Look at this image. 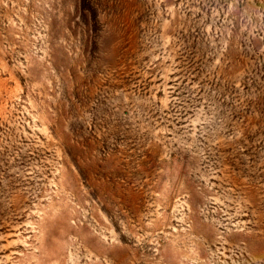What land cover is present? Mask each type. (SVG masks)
Returning <instances> with one entry per match:
<instances>
[{
	"label": "rangeland",
	"instance_id": "obj_1",
	"mask_svg": "<svg viewBox=\"0 0 264 264\" xmlns=\"http://www.w3.org/2000/svg\"><path fill=\"white\" fill-rule=\"evenodd\" d=\"M0 264H264V0H0Z\"/></svg>",
	"mask_w": 264,
	"mask_h": 264
}]
</instances>
